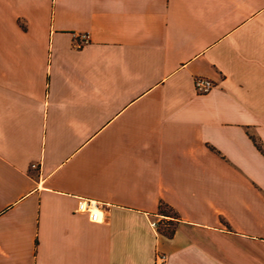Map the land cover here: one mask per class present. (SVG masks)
Segmentation results:
<instances>
[{
    "label": "crops",
    "instance_id": "0c3cea01",
    "mask_svg": "<svg viewBox=\"0 0 264 264\" xmlns=\"http://www.w3.org/2000/svg\"><path fill=\"white\" fill-rule=\"evenodd\" d=\"M156 252L264 264V0H0V264Z\"/></svg>",
    "mask_w": 264,
    "mask_h": 264
},
{
    "label": "built area",
    "instance_id": "2783aa9c",
    "mask_svg": "<svg viewBox=\"0 0 264 264\" xmlns=\"http://www.w3.org/2000/svg\"><path fill=\"white\" fill-rule=\"evenodd\" d=\"M86 40V36H82V40L77 43L80 45L82 41ZM213 82L207 78H195L194 79V87L196 92L205 93L209 91L213 87ZM35 164H32L34 167ZM77 210L79 212H85L88 214L91 221H102V216L98 211V204L96 201L88 199V198H80L77 203ZM157 222H152V226L157 228ZM154 264H167V256L163 252H156L154 258Z\"/></svg>",
    "mask_w": 264,
    "mask_h": 264
},
{
    "label": "rangeland",
    "instance_id": "374dc122",
    "mask_svg": "<svg viewBox=\"0 0 264 264\" xmlns=\"http://www.w3.org/2000/svg\"><path fill=\"white\" fill-rule=\"evenodd\" d=\"M167 213H168V214H173L170 210H167ZM156 229H158L159 231L164 230V232H165V231L169 232V231H171L172 226H171V224L167 223V224H165L164 226L160 227V223L158 222V224H157V228H156Z\"/></svg>",
    "mask_w": 264,
    "mask_h": 264
},
{
    "label": "trees",
    "instance_id": "16d2710c",
    "mask_svg": "<svg viewBox=\"0 0 264 264\" xmlns=\"http://www.w3.org/2000/svg\"><path fill=\"white\" fill-rule=\"evenodd\" d=\"M166 210H167V208H163V207L161 208V211H166ZM166 212H167V211H166ZM162 231L164 232V230H162ZM170 232H171V231H169V232L165 231L164 233H168V234H169Z\"/></svg>",
    "mask_w": 264,
    "mask_h": 264
}]
</instances>
